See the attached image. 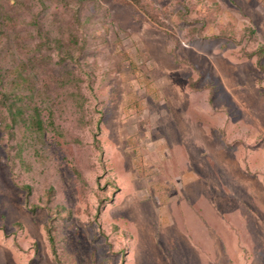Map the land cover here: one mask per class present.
I'll use <instances>...</instances> for the list:
<instances>
[{
  "label": "rangeland",
  "instance_id": "obj_1",
  "mask_svg": "<svg viewBox=\"0 0 264 264\" xmlns=\"http://www.w3.org/2000/svg\"><path fill=\"white\" fill-rule=\"evenodd\" d=\"M19 1L0 264H264V0Z\"/></svg>",
  "mask_w": 264,
  "mask_h": 264
},
{
  "label": "crops",
  "instance_id": "obj_2",
  "mask_svg": "<svg viewBox=\"0 0 264 264\" xmlns=\"http://www.w3.org/2000/svg\"><path fill=\"white\" fill-rule=\"evenodd\" d=\"M205 196V195H204ZM205 198H206V200H205V202L202 204L203 205V207H200V208H204L205 207V212L207 213V215L211 218L212 217V215L213 214H217V215H219L217 212H216V210H217V208H216V206L215 205H212L213 203L211 202V200L209 199V198H207L206 196H205ZM201 205V206H202ZM190 211H193V212H195V210L192 208ZM197 213V212H196ZM203 213V212H202ZM198 214V213H197ZM189 215L190 216H192L193 215V213L192 214H190V212H189ZM199 215V214H198ZM200 216V215H199ZM189 219H190V217H189ZM193 219V218H192ZM205 229H206V235H205V238H207L209 241H206V242H208L207 244L209 245L208 247L210 248H207L206 250L209 252V253H205V252H203L202 254H203V256H202V259H201V262H200V260H199V263L200 264H213V263H215V260H213V257H212V254H213V245L212 244H210L211 242V239H212V234H211V231H210V229L207 227L206 228V225H205Z\"/></svg>",
  "mask_w": 264,
  "mask_h": 264
},
{
  "label": "trees",
  "instance_id": "obj_3",
  "mask_svg": "<svg viewBox=\"0 0 264 264\" xmlns=\"http://www.w3.org/2000/svg\"><path fill=\"white\" fill-rule=\"evenodd\" d=\"M10 1H15L16 3L22 5V2L19 1V0H10ZM13 107H14V105H13V104H10L9 108H10L11 110H12ZM18 114H20V111H19V110L13 112V117H14L15 122L17 121L16 117H17ZM36 124H37V127H38L39 129H42V127H43V122H42V120H41L40 118H37V119H36ZM27 188H28V197H29V195H30V188H29V187H27ZM27 202H28V198H27ZM31 209L33 210L34 207H32ZM49 235H50V233H49ZM50 238H51L50 241H51V244H52V247H53L54 253H55L54 241H53V239H52L51 236H50Z\"/></svg>",
  "mask_w": 264,
  "mask_h": 264
}]
</instances>
